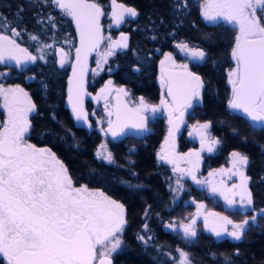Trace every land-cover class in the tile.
Segmentation results:
<instances>
[{
	"label": "snow or ice",
	"instance_id": "snow-or-ice-1",
	"mask_svg": "<svg viewBox=\"0 0 264 264\" xmlns=\"http://www.w3.org/2000/svg\"><path fill=\"white\" fill-rule=\"evenodd\" d=\"M49 4L71 17L80 35L73 78L69 81L71 87L68 102L76 120L86 121L87 113L82 103L83 78L87 56L98 49L104 40L100 18L105 13L94 0H41V6ZM112 5V21L117 27L125 22V15L133 18L138 16L136 9L117 4L116 0H112ZM187 7L186 0H174L173 8L177 14ZM201 9V16L205 21L213 24L224 21L238 28L239 34L234 37L231 51L235 66L228 73L231 85L229 107L245 114L254 130L264 131V0H204ZM6 24V18L0 16V28ZM9 31L12 36L20 35L15 27L9 26ZM31 38L37 39L35 35ZM152 38L155 39V36ZM108 39L111 42L101 54V61L104 63L107 62V57L115 54L116 49L128 47L126 35L122 34L119 40H112L111 37ZM177 47L193 60L203 61L207 56L204 50L189 48L186 43H180ZM43 58L41 55L40 59ZM66 59L67 54L61 51V66ZM36 60V56L30 55L14 39L0 34V63L15 61L19 66ZM160 70V83L166 89L167 96L171 97V104L162 99L159 106L152 105L141 97L135 107H128L126 104L121 106L120 96H127L128 93L123 88L117 89L116 120L113 122L110 119L108 122V132L113 137L125 127L146 130L147 118L144 113H156L163 107L168 110L169 124L172 125L169 138H173L179 123H183L185 111L193 107L194 100L200 99L204 81L198 74L190 71L187 64L177 65L170 53L165 54L160 61ZM111 84L109 80L105 88L101 89L102 95L112 91ZM0 97L3 98L2 107L6 112V120L0 122V260L5 264H113L112 254L121 248L120 236L127 224L125 205L103 190L90 188L88 185H75L67 167L54 152L28 142L26 136L31 129L28 114L36 106L22 87L5 88L0 85ZM175 112L179 113V117L174 120ZM108 115L111 117L113 113L109 112ZM209 127L210 123L205 122L195 130L201 136V150L206 148L208 152H212L219 140L204 135V130ZM165 144L168 145L169 140ZM261 147L264 150V145ZM101 149L102 151L97 152V157L109 164L113 163L112 153L107 152L105 145H101ZM187 156L195 157V163L198 164L199 152L189 153ZM231 156L232 169L227 172L221 169L220 174L238 175L240 184L225 188L222 183L220 186L211 181L207 183L212 193L221 195L229 207L236 206V196H239L237 211L242 214L251 211L254 214L250 220L234 223L217 213H208L205 216V227L218 238L226 234L235 241H241L258 218L264 217V209L257 210L253 206L252 193L247 187L249 177L241 170L249 164L248 156L237 151H233ZM160 159L175 164L174 171L186 173L197 184L205 183L197 179L194 167L180 168L178 161L186 160L185 156H176L173 151L170 157L165 151ZM187 162L193 163L191 160ZM203 207L202 204L198 205V208ZM208 217L215 218L220 226H210ZM195 223L193 219L190 224L182 225L186 238L196 237L193 227ZM226 225H232V230L228 231ZM138 239L145 240V237L138 236ZM178 251L179 264H194L189 259V253ZM239 255L237 249L235 253L224 256V264H235L234 256ZM213 257L215 258V254Z\"/></svg>",
	"mask_w": 264,
	"mask_h": 264
},
{
	"label": "trees",
	"instance_id": "trees-1",
	"mask_svg": "<svg viewBox=\"0 0 264 264\" xmlns=\"http://www.w3.org/2000/svg\"><path fill=\"white\" fill-rule=\"evenodd\" d=\"M141 1L143 5L144 2L151 4L154 0H139L136 5H141ZM172 3V0H155L154 4L159 12L167 14L169 9V11L174 10ZM186 3L188 7L183 10L186 44L191 45L190 48L204 50L207 56L203 61L195 63V66L191 64V69L204 81V88L201 90L200 99L194 100L193 107L186 110L185 119L190 125L210 123L209 131L220 143L219 154L209 161L212 168L213 165L220 167L233 151L248 156L249 164L244 168L245 176L249 177L248 190L252 193L253 206L257 210L264 209V150L261 147L264 145V131L254 130L245 117L229 110L230 95L226 88V79L222 74L231 65L230 51L234 36L230 29L204 24L193 0H186ZM140 50L142 49L139 44L131 47L125 51V57L117 61L118 68L112 76L113 84L125 86L134 104L143 97L149 104L158 105L161 97L157 98L153 95L154 86H156L153 80L157 78V65L148 57L149 55H142ZM135 56L139 62H132ZM140 61H145L146 64H140ZM137 68L139 71H136ZM145 69L147 75L144 72ZM48 77L47 92L43 95L46 98H44L46 108L49 110L43 112L42 118L39 116V111L31 131H36L39 139L49 144L51 150L70 171L75 182L101 188L103 191L105 187L110 186L119 188L118 191L111 189V194L116 199L125 201L128 211L131 214L134 213L133 216L136 218L143 212L148 214L149 211H155L159 221V224L154 221L152 227L153 233L156 234L155 238L151 241L145 240L147 243L152 242L154 250L157 247L160 250L171 251L191 250L196 264H224V256L231 255L239 249L240 255L234 256L235 264H264V217L258 218L256 224L246 231L241 241H235L226 234L219 239L214 238L210 233L204 232L202 222L198 221L200 228L198 233H204V237L194 238L191 247L185 244L186 239H179L176 236L183 235L180 231H176L174 239L170 235L172 231L163 229L162 219H176L180 224L187 215L193 213L194 207H190L187 200L197 195L201 196L208 210L229 217L234 223H242L244 219L250 220L254 214L251 211L242 214L237 210H226L221 206V201L212 202L187 182L184 183L185 188L183 193L179 194L180 196H177V193L175 196L171 195L172 192L167 187L170 182L169 169L161 165L156 158L161 141L168 130L167 116L151 112L147 131L140 137L129 135L118 143L110 141L108 148L114 162L108 164L95 155L100 140L90 136L87 129L73 127V119L68 112L59 108L64 100L62 78L55 72L49 73ZM182 138L179 142L186 145L184 134ZM129 185L133 187L142 185V187L132 188ZM121 186L129 189L124 190ZM136 190L141 192L136 193ZM139 193L138 197L133 195ZM126 232L122 241L123 246H126L128 250L139 249V241L132 235L136 232V224L128 227ZM122 257L116 259L117 264H120L118 262ZM138 258L137 254L135 256L127 254L126 260L128 264H135Z\"/></svg>",
	"mask_w": 264,
	"mask_h": 264
},
{
	"label": "flooded vegetation",
	"instance_id": "flooded-vegetation-1",
	"mask_svg": "<svg viewBox=\"0 0 264 264\" xmlns=\"http://www.w3.org/2000/svg\"><path fill=\"white\" fill-rule=\"evenodd\" d=\"M138 1L139 0H116L117 4H123L125 7H132L138 12V16L134 18L125 15V22L121 23L119 27H117L113 23L111 16V13L113 11L112 0H94V2L98 3L102 7L105 13L100 18L101 32L104 36V40L101 42L98 49L90 52L87 56L86 71L83 78L84 94L82 97L83 109L87 113V120L77 121L74 113L72 112V107L68 102L69 88L71 87L69 81L73 78V66L76 64V49L80 47V35L76 28L75 22L71 17L64 15L58 8H55L50 4L47 6H41V0H0V16L6 18L7 20V24L3 28H0V34L8 35L11 39H14L21 48L26 49L30 55L37 57V60L35 62L29 61L26 64H22L19 66L15 64V61L0 63V73H3V75L0 76V85L5 88L16 86L22 87L28 93L32 103L36 106L35 110L28 114V119L31 123V129H33L34 120L35 118H37L36 116L39 115V111V116L40 118H42L43 112L49 110L46 108V100H44L45 96L43 94L47 92L46 87H48L47 83L49 80V73L52 74L55 72L57 76H60L62 78V87L64 88V100L59 108L68 112L70 118L73 119V127L77 126L79 127V129H87L89 131L88 134L90 136L97 137L100 140V143H104L105 140L108 139V143H110V141L114 143H118L120 140L123 141V139L126 137H121L119 138V140H113L108 134V122L110 119L113 121V116L110 117L108 113L114 110L113 101L115 94L114 96L109 95V93L102 95L101 89H103V86L105 88V84L103 83L109 80L112 82L111 85L113 87L120 86L117 84H113L112 77L118 68L117 61L119 59H122V57H125V51H127V49L129 50V48L135 47L138 44L142 49L139 52H141L142 55H149L148 57H150V59H153L157 65V78L153 80V82L156 83V86H154L153 95H155L157 98L161 97V99L167 100L169 104H171L170 99H168L169 97L167 96L166 89L163 88L160 83V61L164 59L165 54L170 53L177 65L187 64L189 70L192 72H194V70L191 69V64L195 66V63L199 62L198 60H193L190 56L187 55V53L181 51L180 48L177 47V45L180 43H186L183 10L180 14H177L174 10L169 11L170 9L168 8V13L162 14V12H159V9H157L156 5L154 4L155 0L152 1L151 4H147V2H144L143 5V1H141V5H139L140 7L136 5L138 4ZM172 1V4H174V0ZM89 2H93V0H89ZM203 2L204 0H193V4L198 7L199 17H201V20L204 24L218 25L219 27H224L228 30L230 29V31L232 32V36L234 37L239 34L238 28L224 21H219L215 24L205 21L201 16V5ZM49 17H51L52 19L50 20ZM9 26L15 27V30L18 31L20 35L12 36L11 32L9 31ZM122 34L128 37V47L123 49H116L115 54L107 57V62H102L103 65L101 68L100 66L98 67V64L101 62L97 60L96 55H98L101 49H103L105 43H107V46L109 45L111 41L108 38L111 37L112 40H119ZM33 35L37 37L36 40H33L31 38ZM153 36H155V39L152 38ZM188 46L190 48L191 45ZM231 47L233 49L234 42ZM51 49L59 50L57 51L56 56L54 53H51L50 55L48 54V51H50ZM61 51L67 54V59L63 66H61L60 64ZM231 51L230 68L222 73L226 79V88L228 89L230 99L231 85L228 82V73L229 70L235 66V62L231 57ZM41 55H43V59H40ZM135 58H132V62L138 61V59ZM140 62V64H146L145 61ZM144 72H146L147 75L146 69ZM1 81H3V83L5 84H3ZM113 87L111 88L112 90ZM120 87H124L125 91L128 93V95L125 96L126 104L130 107L137 106L139 102L134 104V101H131V95L127 91L126 87ZM97 97L100 98L97 99ZM161 99L159 100V103H157V106L160 105ZM2 104L3 98L0 97V122L6 120V112L3 109ZM166 110L167 109L163 107L160 108V111H163V113H165ZM149 113H151V111L144 113L145 117L147 118L146 125L150 118V116L148 115ZM157 113H159V111ZM192 126L190 125V128L188 127L189 129H181L178 139L176 140L179 149L178 151L183 154L191 151L194 152L196 149H199L200 157H204L203 164L206 163L205 166L207 168H212L211 164H209V161L214 159V157L219 154L218 150L220 143L215 145L212 152H208L206 148L204 150H201V146L199 144V142H201V136H196V133L191 130ZM147 128L148 125L145 131H147ZM31 129L26 136L28 142L36 145L37 147H46L51 150L49 144L42 139H39L38 133L36 131H31ZM182 134L185 135L186 145L179 142L183 139ZM204 135H206L210 139L217 140V138L212 135V132L209 131V128L207 130H204ZM156 158L158 161H160L161 165L166 166L167 163L160 159L158 151L156 153ZM229 158L230 156H227L220 167L228 166L229 163L227 160ZM101 160L107 162L106 160ZM214 166L215 165H213V168L211 170L220 168L219 166ZM69 175L71 176L70 171ZM74 184L77 186L82 185L81 183L78 184L75 181ZM248 185L249 183L247 184V187ZM113 187H105L104 191L107 195L116 199L111 194V192L112 190L118 191L119 188ZM193 187L199 190L198 192H200V188L198 186ZM121 188L124 190L129 189L124 186H121ZM100 190L102 189L100 188ZM140 190H142V188H140ZM169 190L171 191V188H169ZM132 191L135 192V190ZM138 192L141 191L136 190V193ZM133 195H137L138 197L140 193ZM199 198L201 199V196H199ZM191 199H193V197L187 200V203L190 205V207H192V205L189 203L192 201ZM137 200L141 202V200H139L138 198ZM120 202L125 205L127 220V224L125 225L124 231L120 238L123 241V238L127 233V228L133 224H136V232H133L132 235L134 236V239L139 241V249L137 248L135 250H128L127 247H124L122 243L121 248L112 254L113 264H117L116 259H118L120 256L123 257L119 260L118 263L128 264L126 260L127 254L131 256H135V254L138 255L139 258L137 259V262H135V264H176L177 255L179 254L178 250H160L159 247L154 250L152 242L147 243L145 241L146 239H148V241H151L155 238L156 234L153 233L152 227L154 226V221L159 224V221L155 216V211H149L148 214H145L143 212L136 218L133 216L134 213L131 214L130 211H128L125 201ZM162 221H164L162 225L163 229L169 230V232L172 231L170 235L174 239L177 236L179 237V239H186L185 244L189 247L193 245L194 238H186L184 234L176 235L177 230L175 231V229L170 225H166L165 228V224H167L168 222L174 224L176 219L172 220V218H167L165 220L162 219ZM145 225H147V227H145ZM194 228L197 233L195 238H197V236L203 238L204 233H198L200 229L198 227V224L195 225ZM138 236H144L145 240L138 239ZM186 252L189 253V259L192 260L194 264H196V262L192 258L191 250H187ZM0 262L1 264H5V262H3L2 260H0Z\"/></svg>",
	"mask_w": 264,
	"mask_h": 264
},
{
	"label": "rangeland",
	"instance_id": "rangeland-1",
	"mask_svg": "<svg viewBox=\"0 0 264 264\" xmlns=\"http://www.w3.org/2000/svg\"><path fill=\"white\" fill-rule=\"evenodd\" d=\"M106 49H107V43H105V46L103 47V49H101V51L98 53V55H96L97 60H99V62H101V63H99L100 68L103 65L102 61H101V54ZM57 51H59V50L51 49L50 51H48V54L50 55L51 53H54L56 56ZM103 84H105V86H106L108 84V81H105V83H103ZM112 87L113 86L111 85V88ZM103 88H104V86H103ZM120 88L125 89L124 87H120V86L115 87L114 86L112 92L109 93V95L114 96V94H116V90L120 89ZM159 113H162L164 116H167L166 124L168 125V130H166L165 137L161 141V144H160L161 148L158 151L159 155L161 156V155L165 154V151H167L171 157V153L174 151L176 156H185L187 158L186 160L178 161L180 168L190 169V168L194 167L195 168V175H196L197 179H199L201 181H205L204 184H197L195 181L192 180L191 176L187 175L186 173H180V172L174 171L173 169L175 167V164H169L166 162L167 163L166 166H168V169H169V177H170V179H169L170 182H169V185L167 187L171 188V192H172L171 195L175 196L177 193V196H178L179 194L183 193L184 188H185V187H183V185L185 182H187V183L191 184L192 186H198L200 188L202 195L211 199L212 202L215 203L217 201H221V206H223L224 209H226V210H237L239 208V196H236V201H237L236 206L235 207H229L221 195H219L218 193H216V194L212 193L211 187H210L209 183H207L208 181H211V182L215 183L217 186H220L222 183L225 188H232V186L234 184H236V185L240 184V177L238 175H231V173L220 174L221 169H224L226 172H227V170L232 169V156L230 155V158L227 160L229 163L228 166L220 167V168L215 169V170H211L212 168H207L205 166L206 163L203 164L204 157L203 158L200 157L198 164H196L195 163L196 158L195 157H188L187 154L199 152V149H196L194 152L191 151V152H187V153L182 154L178 151L179 149H178V145H177V141H176L178 139L179 133L181 132V129H183V128L186 129L190 126V124L187 123V121L185 119L186 118V111H185L184 116H183V123H179L178 130H176L174 132L173 138H171V139L169 138V130L172 128V125L169 124L168 111L166 110L165 113H163V111H159ZM159 113L156 112V114H158V115H159ZM177 117H179V113H173V119L175 120ZM192 125H191L192 126L191 130H193L194 133H196V136H199L200 135L199 132L196 131L195 129H198V126L200 125V123H193ZM166 140H169L168 145L165 144ZM108 141H109V139L105 140L104 143L103 142L100 143V145H98L97 152L102 151L101 145H105L107 152H110L109 148L107 147ZM199 144L201 146V142H199ZM173 145H174V148H173ZM96 157H97V155H96ZM187 160H191L193 163L190 164L187 162ZM243 169H244V167L241 170L243 171ZM233 171H235V169H233ZM211 173H216V175H210ZM236 191H239V189H237ZM191 200L192 201L189 203L192 205V207H194L193 213H191L190 215H187L186 220L180 222V224H178V221H175L174 224L168 222L167 224H165V228H166V225H170V226H172V228L175 229V231L177 230V231H180L181 234H184L182 225L190 224L193 219H195V221H196L195 224H197L198 220H200L199 223L202 222L204 232L210 233L214 238L219 239L218 237L215 236V234L212 231L209 230V228L205 227V216H207L208 213H215V212L208 210V207L204 204L203 200L199 198V196H197ZM200 204H202L204 207L198 208V205H200ZM198 213H199V215H198ZM219 216H222V215H219ZM222 217H225V216H222ZM227 218L230 219L229 217H227ZM208 220H209L210 226H217V227L220 226V222L215 220V218L208 217ZM226 227L229 230V228H232V225H226ZM231 230H229V231H231ZM179 260H180V252L177 255V259H176L177 263L176 264H179Z\"/></svg>",
	"mask_w": 264,
	"mask_h": 264
},
{
	"label": "water",
	"instance_id": "water-1",
	"mask_svg": "<svg viewBox=\"0 0 264 264\" xmlns=\"http://www.w3.org/2000/svg\"><path fill=\"white\" fill-rule=\"evenodd\" d=\"M168 99H170V101H171V97H169ZM119 103L121 104V106H123V105L126 104V102H125V96H123V95L120 96ZM117 105H118V99H117V93H116L115 96H114V101H113V106H114V110L112 111V113H113V115H112L113 116V122H115V120H116L115 112H116V109H117ZM127 106L130 107L129 105H127ZM229 110H231L232 113H235L237 115H240L242 117H245L249 121L250 125L252 124V122L250 121V119L247 118L245 116V114L240 113V112H237L235 110H232L230 107H229ZM175 113H178V112H175ZM144 131L145 130L141 131V130H138V129H135V128H132V127H125L123 129V131L120 134H118L117 136H115V137H113L110 132H108V134H109V136L113 140H119V138H121V137L123 138V137L129 136V135H132L134 137H140L142 134H144Z\"/></svg>",
	"mask_w": 264,
	"mask_h": 264
},
{
	"label": "bare ground",
	"instance_id": "bare-ground-1",
	"mask_svg": "<svg viewBox=\"0 0 264 264\" xmlns=\"http://www.w3.org/2000/svg\"><path fill=\"white\" fill-rule=\"evenodd\" d=\"M127 101V100H126Z\"/></svg>",
	"mask_w": 264,
	"mask_h": 264
}]
</instances>
